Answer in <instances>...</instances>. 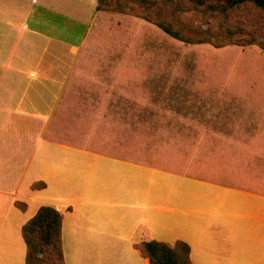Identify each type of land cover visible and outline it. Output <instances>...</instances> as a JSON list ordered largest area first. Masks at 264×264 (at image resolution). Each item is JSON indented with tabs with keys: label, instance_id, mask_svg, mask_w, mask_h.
Returning <instances> with one entry per match:
<instances>
[{
	"label": "crops",
	"instance_id": "crops-1",
	"mask_svg": "<svg viewBox=\"0 0 264 264\" xmlns=\"http://www.w3.org/2000/svg\"><path fill=\"white\" fill-rule=\"evenodd\" d=\"M97 3L0 0V264H25L21 227L42 205L61 213L64 264H147L135 242L149 240L186 243L192 264H264V174L257 172L256 188L250 172L240 184L188 175L100 138L115 123H106L107 116H130L137 129V108L154 88L140 87L148 85L144 63L130 61L132 74L113 77L121 89L100 86L107 77L68 74L73 58L65 55L85 44ZM36 7L53 12L33 16ZM195 89L193 97H209L199 106L208 125L264 131L258 94ZM144 92L146 99L139 97ZM122 98L134 99L126 110ZM220 99L228 103L225 119ZM37 182L44 186L32 188ZM217 193L228 197L215 203Z\"/></svg>",
	"mask_w": 264,
	"mask_h": 264
},
{
	"label": "rangeland",
	"instance_id": "rangeland-1",
	"mask_svg": "<svg viewBox=\"0 0 264 264\" xmlns=\"http://www.w3.org/2000/svg\"><path fill=\"white\" fill-rule=\"evenodd\" d=\"M35 10L38 11L33 14ZM33 12L31 14L36 16L38 12L48 15L53 11L36 7ZM235 16L251 18L248 25H243L245 34L239 32L231 36L222 17L188 6L182 8L177 1L98 0L85 44L65 55L73 58L72 72L68 74L107 77L106 83L100 86L121 89L113 77L132 74L130 61L138 66L144 63L149 66L148 77L142 81L148 85L140 87L143 90L154 88L148 93L146 105L137 108V129L130 126V116H107L106 123L110 122L108 118L115 123L106 124L108 131L101 132L100 138L115 139L119 143L116 148L122 152L151 155L154 165L188 175L216 177L240 184L241 174L250 172L254 182L249 184L256 188L257 172L264 174V131H229L221 129L226 124L208 125L203 114H199L202 108L199 106H205L209 97L195 95L194 99L190 94L191 89L196 88L202 95L209 90L219 94L231 90L240 97L258 94L264 98V51L257 45H246L243 39L250 34L264 39V12L247 9ZM167 29L177 36L166 32ZM128 88L129 83L123 78L122 89ZM144 94L146 92L139 97L146 99ZM128 100L122 98V109L126 110L129 102L134 101L133 98ZM217 106L219 118L225 119L227 101L220 99ZM166 111L171 113L166 114ZM248 136L261 139L248 142ZM130 142L133 144L128 146ZM228 171L231 174L226 180ZM227 197L228 194L217 193L214 202H223ZM203 200L209 202L204 196ZM233 202L241 203L236 197Z\"/></svg>",
	"mask_w": 264,
	"mask_h": 264
},
{
	"label": "trees",
	"instance_id": "trees-1",
	"mask_svg": "<svg viewBox=\"0 0 264 264\" xmlns=\"http://www.w3.org/2000/svg\"><path fill=\"white\" fill-rule=\"evenodd\" d=\"M121 1V0H119ZM151 2L152 0H124ZM179 2L180 7L188 6L197 11H204L210 16L222 17L229 35L244 33L243 25H248L251 18L239 19L235 15L250 9L256 13L264 12V0H168ZM264 20V17H262ZM172 33L177 36L176 32ZM245 34V33H244ZM246 45H257L264 51V39L252 34L243 37ZM244 41V40H243ZM238 42V41H237ZM240 43V42H238ZM44 184L37 182L32 188H41ZM18 204V203H17ZM22 207V206H21ZM61 213L48 205L40 206L21 227V236L25 243V264H64L61 241ZM147 264H192L189 247L182 241L168 244L149 240L135 243Z\"/></svg>",
	"mask_w": 264,
	"mask_h": 264
}]
</instances>
